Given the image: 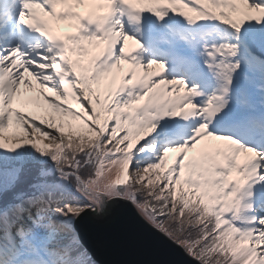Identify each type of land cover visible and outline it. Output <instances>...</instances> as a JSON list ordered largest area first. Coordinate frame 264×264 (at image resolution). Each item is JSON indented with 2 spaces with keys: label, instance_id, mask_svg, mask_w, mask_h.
<instances>
[{
  "label": "snow or ice",
  "instance_id": "6c2138e0",
  "mask_svg": "<svg viewBox=\"0 0 264 264\" xmlns=\"http://www.w3.org/2000/svg\"><path fill=\"white\" fill-rule=\"evenodd\" d=\"M165 241L264 264V0H0V264Z\"/></svg>",
  "mask_w": 264,
  "mask_h": 264
},
{
  "label": "water",
  "instance_id": "95a60500",
  "mask_svg": "<svg viewBox=\"0 0 264 264\" xmlns=\"http://www.w3.org/2000/svg\"><path fill=\"white\" fill-rule=\"evenodd\" d=\"M164 244L166 245L165 251L167 253V256L165 258L174 261L175 264H183V258L180 256L179 250L174 249L171 245H168L167 241H165ZM98 256L100 257L101 260H106V261L119 258L116 254L103 249H100L98 251Z\"/></svg>",
  "mask_w": 264,
  "mask_h": 264
},
{
  "label": "bare ground",
  "instance_id": "6f19581e",
  "mask_svg": "<svg viewBox=\"0 0 264 264\" xmlns=\"http://www.w3.org/2000/svg\"><path fill=\"white\" fill-rule=\"evenodd\" d=\"M61 31H67V29L66 28H61Z\"/></svg>",
  "mask_w": 264,
  "mask_h": 264
}]
</instances>
